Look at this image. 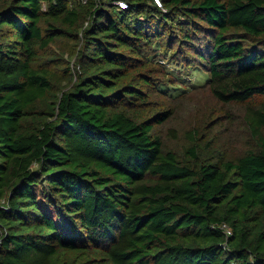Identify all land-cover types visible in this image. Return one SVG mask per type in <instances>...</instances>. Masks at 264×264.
Wrapping results in <instances>:
<instances>
[{
  "label": "trees",
  "instance_id": "1",
  "mask_svg": "<svg viewBox=\"0 0 264 264\" xmlns=\"http://www.w3.org/2000/svg\"><path fill=\"white\" fill-rule=\"evenodd\" d=\"M153 1L0 0V264H264V0ZM62 38L65 89L36 67ZM195 69L244 105L235 159L153 133Z\"/></svg>",
  "mask_w": 264,
  "mask_h": 264
},
{
  "label": "rangeland",
  "instance_id": "2",
  "mask_svg": "<svg viewBox=\"0 0 264 264\" xmlns=\"http://www.w3.org/2000/svg\"><path fill=\"white\" fill-rule=\"evenodd\" d=\"M153 4L160 7L161 2L154 0ZM78 49L74 40L58 39L49 45L36 67L45 68L53 76V81L65 89L75 79ZM182 75L176 76L181 85L173 88L176 93V100L173 102L180 100L177 102L179 105L175 106V103L164 99L155 101L156 104L163 101L158 108L166 105L172 107L173 115L164 123L156 125L153 133L168 148L179 153L194 145L199 156L206 160L235 159L245 153L250 139L242 117L244 105L217 103L207 86L202 85L206 74L200 69H195L189 75ZM37 107L41 108L43 104L40 103ZM59 220L66 225L63 215Z\"/></svg>",
  "mask_w": 264,
  "mask_h": 264
},
{
  "label": "built area",
  "instance_id": "3",
  "mask_svg": "<svg viewBox=\"0 0 264 264\" xmlns=\"http://www.w3.org/2000/svg\"><path fill=\"white\" fill-rule=\"evenodd\" d=\"M82 1H84V0H82ZM117 3H118V6L120 8H125L126 7V4L123 1H118ZM159 3H160V1H159ZM160 7H162V6L160 5ZM220 227L223 229V231L225 232L226 236L231 234V230L226 224L223 223V224H221Z\"/></svg>",
  "mask_w": 264,
  "mask_h": 264
}]
</instances>
